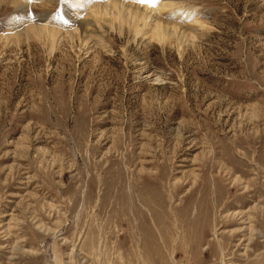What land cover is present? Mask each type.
<instances>
[{
	"label": "rangeland",
	"instance_id": "rangeland-1",
	"mask_svg": "<svg viewBox=\"0 0 264 264\" xmlns=\"http://www.w3.org/2000/svg\"><path fill=\"white\" fill-rule=\"evenodd\" d=\"M3 1L0 264H264V0Z\"/></svg>",
	"mask_w": 264,
	"mask_h": 264
},
{
	"label": "bare ground",
	"instance_id": "bare-ground-1",
	"mask_svg": "<svg viewBox=\"0 0 264 264\" xmlns=\"http://www.w3.org/2000/svg\"><path fill=\"white\" fill-rule=\"evenodd\" d=\"M9 1L14 2V0H9ZM16 1H17V3L22 4L21 0H19V1L16 0ZM72 1L78 5H86L85 3L87 2V0H72ZM153 1L154 0H151V3H153ZM2 2H4V1L2 0ZM148 2H150V0ZM23 4H25V3H23ZM158 9H159V7H158ZM160 9H161V7H160ZM161 10L163 11L164 9H161ZM91 12H92V14L91 13L90 14L93 15V17L91 19L82 20L81 22L83 23L82 25H86V26L89 25V26L94 27L93 29H95V27L98 25V23L99 24L101 23L103 18H105L104 17L105 15L116 14V15H114V16H116L115 18L118 17L119 20L121 19V22H127L128 21V23H131L130 27L135 34L138 35V34H141V32L144 33L145 31H147V32L149 31L150 37L157 38L159 41H161L163 43L164 42L166 43L173 36L176 37V39L180 40L183 36L187 35L186 31L182 30V28H183L182 25L175 24V23L165 21V20L162 21L160 16L155 14L152 9H148L147 7H139V6L136 7V6H133V5H130L126 2H124L123 0H111V1H108L107 3H105L104 5H102V4L97 5L94 8V10ZM104 20H106V19H104ZM107 20H108V18H107ZM109 20H111V19H109ZM104 23H106V22H104ZM111 24L114 25L113 23H111ZM44 26L33 25V26L26 28L23 33L19 32L17 35L15 34L16 36L14 35V32H10V34L7 33L5 37L11 38L14 35L13 37H16L19 44L22 43L23 37H26L28 39L33 38V39L39 40L40 42H44L45 44H47V42H48L51 45V49L53 50L55 47L57 48L58 44H61V43H58V41L62 39L61 35H60L61 32H59V30H56L54 28L50 29V28H47ZM100 28H103V26ZM119 29H120V27H119ZM22 30H23V28H22ZM98 30L96 29L97 32H99ZM68 34H69V32H68ZM71 34L73 35V33H71ZM73 40H74V38H73ZM182 43H183V41H182ZM221 195H223V194L221 193Z\"/></svg>",
	"mask_w": 264,
	"mask_h": 264
}]
</instances>
